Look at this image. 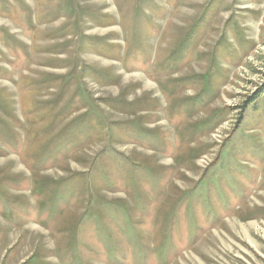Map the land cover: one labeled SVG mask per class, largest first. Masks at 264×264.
<instances>
[{
  "label": "rangeland",
  "instance_id": "obj_1",
  "mask_svg": "<svg viewBox=\"0 0 264 264\" xmlns=\"http://www.w3.org/2000/svg\"><path fill=\"white\" fill-rule=\"evenodd\" d=\"M0 264H264V0H0Z\"/></svg>",
  "mask_w": 264,
  "mask_h": 264
}]
</instances>
